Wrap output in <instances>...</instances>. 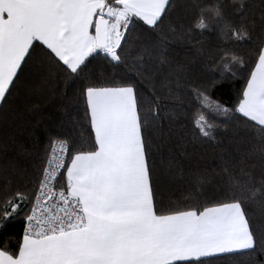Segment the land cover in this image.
Returning a JSON list of instances; mask_svg holds the SVG:
<instances>
[{"label": "snow or ice", "instance_id": "obj_1", "mask_svg": "<svg viewBox=\"0 0 264 264\" xmlns=\"http://www.w3.org/2000/svg\"><path fill=\"white\" fill-rule=\"evenodd\" d=\"M231 3L239 23L222 15L217 0L216 26L235 41L250 40L259 30L255 66L234 108L212 98L222 83L210 81L197 95L202 109L244 121L226 132L248 145L243 158L254 161L261 179L244 169L239 178L225 166L226 200L163 211L153 157L166 158L169 171L176 164L169 145L180 116L168 102L178 99L174 89L185 67L177 63L167 72L173 67L168 50L192 31L161 27L173 0H0V108L29 64L49 81H66L65 98L71 84L87 75L79 99L90 129L74 143L49 140L35 191H17L0 202V230L22 204L30 205L18 249L0 248V264H211L225 256L264 264L258 259L264 256V221H258L264 217V0L258 16L245 8L246 0ZM134 25L146 26L149 35L132 39ZM194 28H209L203 13ZM97 55L107 64L92 77L88 62ZM231 62L243 66L235 54ZM193 126L200 142L215 141L217 126L204 114Z\"/></svg>", "mask_w": 264, "mask_h": 264}, {"label": "trees", "instance_id": "obj_2", "mask_svg": "<svg viewBox=\"0 0 264 264\" xmlns=\"http://www.w3.org/2000/svg\"><path fill=\"white\" fill-rule=\"evenodd\" d=\"M218 2L222 15L239 23L231 0ZM173 4L175 7L168 10L161 27L165 32L170 26L185 32L188 29L192 31L187 33L185 42H174L168 50L173 67L166 71H174L177 63L185 67L179 85L174 89L178 99L168 102L180 116L172 126L169 145L176 164L169 171L166 158L162 161L159 155L153 157L157 204L163 211L188 208L193 203L204 206L226 200L225 166L239 178H245L241 172L244 169L251 172L257 181L261 179V170L254 167V161L243 158L241 150L248 145L233 141L232 131L226 132V127L232 130L244 127V121L235 113L225 115L202 109L197 95L210 81L222 83L226 86L211 90L212 98L230 109L235 107L255 66L259 30L252 34L250 40L235 41L224 35L222 25L216 26L219 19L214 16L217 0H173ZM245 8H250L258 16L261 0H246ZM201 13L209 24V28L204 30L194 28ZM133 27L136 31L132 39L141 34L149 35L146 26ZM233 54L242 58L243 66L231 62ZM106 64L102 55L90 57L88 73L95 77L106 68ZM120 75L116 72L117 79ZM87 79L86 75L75 80L68 89V98H65L63 88L66 81H57L55 77L49 81L31 64L20 74L8 103L0 108V202L13 197L17 191L29 195L35 191L34 175L50 150L49 140L67 138L74 143L90 134L85 106L79 99V90ZM200 114L217 126L214 129L215 141H199L193 121ZM241 135L245 134L242 132ZM250 138V134L245 136V140ZM21 207L23 211L0 230V248L7 247L13 252L18 249L30 205L24 203ZM258 221H264V217L258 216ZM258 259L264 261V256ZM211 264H247V257L213 258Z\"/></svg>", "mask_w": 264, "mask_h": 264}, {"label": "built area", "instance_id": "obj_3", "mask_svg": "<svg viewBox=\"0 0 264 264\" xmlns=\"http://www.w3.org/2000/svg\"><path fill=\"white\" fill-rule=\"evenodd\" d=\"M49 153H50V150H49L48 154H49ZM29 212H30V208H29V211H28L27 215L29 214ZM25 223H26V221H25V219H24V226H25Z\"/></svg>", "mask_w": 264, "mask_h": 264}]
</instances>
